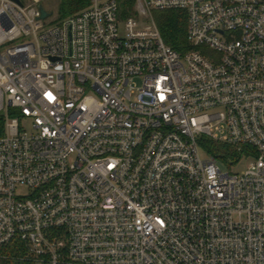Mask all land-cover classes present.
<instances>
[{
	"label": "built area",
	"instance_id": "2783aa9c",
	"mask_svg": "<svg viewBox=\"0 0 264 264\" xmlns=\"http://www.w3.org/2000/svg\"><path fill=\"white\" fill-rule=\"evenodd\" d=\"M88 1L0 0V264H264V0Z\"/></svg>",
	"mask_w": 264,
	"mask_h": 264
},
{
	"label": "trees",
	"instance_id": "16d2710c",
	"mask_svg": "<svg viewBox=\"0 0 264 264\" xmlns=\"http://www.w3.org/2000/svg\"><path fill=\"white\" fill-rule=\"evenodd\" d=\"M121 7L125 16L134 13L136 0H120ZM89 4L88 0H61L60 10L63 17L73 13L80 12ZM157 24L163 34L165 41L173 48L180 52H186L193 48L188 40V16L184 10H162L161 15L156 18ZM201 144L210 148V152L218 155L225 160L232 158L229 154H233V159H240L241 153L228 144L214 142L210 139L202 138Z\"/></svg>",
	"mask_w": 264,
	"mask_h": 264
},
{
	"label": "rangeland",
	"instance_id": "374dc122",
	"mask_svg": "<svg viewBox=\"0 0 264 264\" xmlns=\"http://www.w3.org/2000/svg\"><path fill=\"white\" fill-rule=\"evenodd\" d=\"M33 1L35 0H31V2ZM39 1L45 7V9L51 14L47 20L48 21L46 25L47 28L57 25L62 20L79 13V12H76L69 16L63 17L61 14V10H60L61 0H39ZM161 12H162L161 10H153L149 14L141 13V12L139 14L137 10V6L135 5L134 13L132 15L136 16L141 21L142 24H151L154 20L157 22L156 18H158L161 15ZM126 18L127 16L124 15L123 8L121 7V19H122L121 26L122 28H124V23H125ZM204 50L207 53H210L213 55L217 54L216 51L210 47H204ZM201 153L203 157L205 158L209 157L208 152L203 147L201 148ZM229 155L232 158L233 157L236 158V156H234L233 154H229ZM254 160H255L254 155L248 156L247 154H244L242 157H240V159H237V161H234V163L232 164L229 159L225 160L223 158H220L219 164L223 168L224 171H229L231 173H242L249 167L250 162Z\"/></svg>",
	"mask_w": 264,
	"mask_h": 264
},
{
	"label": "water",
	"instance_id": "95a60500",
	"mask_svg": "<svg viewBox=\"0 0 264 264\" xmlns=\"http://www.w3.org/2000/svg\"><path fill=\"white\" fill-rule=\"evenodd\" d=\"M16 1L20 2V0H16ZM39 8H40V10H41L42 18H43V19H46V18H48V17L51 15V14L45 9V7H44L42 4L39 5Z\"/></svg>",
	"mask_w": 264,
	"mask_h": 264
}]
</instances>
